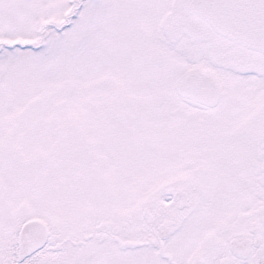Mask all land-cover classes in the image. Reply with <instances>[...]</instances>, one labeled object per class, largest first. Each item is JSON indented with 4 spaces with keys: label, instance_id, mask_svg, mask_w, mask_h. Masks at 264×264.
<instances>
[{
    "label": "snow or ice",
    "instance_id": "6c2138e0",
    "mask_svg": "<svg viewBox=\"0 0 264 264\" xmlns=\"http://www.w3.org/2000/svg\"><path fill=\"white\" fill-rule=\"evenodd\" d=\"M0 264H264V0H0Z\"/></svg>",
    "mask_w": 264,
    "mask_h": 264
}]
</instances>
